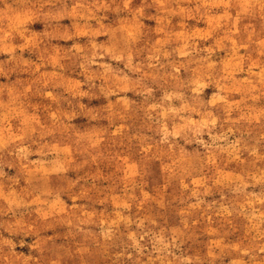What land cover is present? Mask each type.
I'll return each mask as SVG.
<instances>
[{
    "label": "rangeland",
    "instance_id": "374dc122",
    "mask_svg": "<svg viewBox=\"0 0 264 264\" xmlns=\"http://www.w3.org/2000/svg\"><path fill=\"white\" fill-rule=\"evenodd\" d=\"M0 264H264V0H0Z\"/></svg>",
    "mask_w": 264,
    "mask_h": 264
}]
</instances>
